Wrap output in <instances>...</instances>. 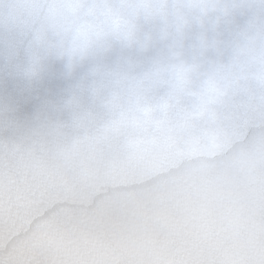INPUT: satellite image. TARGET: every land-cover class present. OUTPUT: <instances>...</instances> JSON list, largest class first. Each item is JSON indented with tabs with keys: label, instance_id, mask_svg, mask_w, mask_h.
Here are the masks:
<instances>
[{
	"label": "clouds",
	"instance_id": "clouds-1",
	"mask_svg": "<svg viewBox=\"0 0 264 264\" xmlns=\"http://www.w3.org/2000/svg\"><path fill=\"white\" fill-rule=\"evenodd\" d=\"M0 179L88 218L91 264H264V0H0Z\"/></svg>",
	"mask_w": 264,
	"mask_h": 264
},
{
	"label": "water",
	"instance_id": "water-1",
	"mask_svg": "<svg viewBox=\"0 0 264 264\" xmlns=\"http://www.w3.org/2000/svg\"><path fill=\"white\" fill-rule=\"evenodd\" d=\"M163 171L159 167L150 168L142 174L140 182L153 179ZM61 202L54 191L6 185L0 179V243L6 236L15 238L35 232L41 264H91V257L82 248L83 239L76 243V237H70L65 231L66 226H71L73 232L79 233L81 228L90 226V221L88 218L75 221L67 209L51 213ZM221 243L218 237L207 232L189 241L193 249L202 246L212 249ZM193 264H196L195 258Z\"/></svg>",
	"mask_w": 264,
	"mask_h": 264
}]
</instances>
